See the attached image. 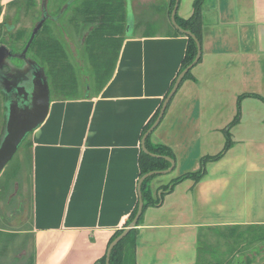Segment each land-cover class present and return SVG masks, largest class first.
<instances>
[{"label": "crops", "instance_id": "0c3cea01", "mask_svg": "<svg viewBox=\"0 0 264 264\" xmlns=\"http://www.w3.org/2000/svg\"><path fill=\"white\" fill-rule=\"evenodd\" d=\"M193 1L178 0L177 16L189 18ZM130 8L137 31L124 36L103 88L52 99L28 137L30 224L7 232L31 235L29 264H92L138 201L143 128L172 87L187 38L174 33L168 0H130ZM151 20L172 28L141 29ZM199 41V62L149 134L174 160L150 180L151 195L223 151L227 134L229 147L200 179H181L143 210L135 263L231 264L235 233L246 230L257 250L237 264H264V0H204ZM15 247L21 258L23 245Z\"/></svg>", "mask_w": 264, "mask_h": 264}, {"label": "trees", "instance_id": "16d2710c", "mask_svg": "<svg viewBox=\"0 0 264 264\" xmlns=\"http://www.w3.org/2000/svg\"><path fill=\"white\" fill-rule=\"evenodd\" d=\"M13 1V0H11ZM28 4H33L35 0H26ZM49 1L48 0V12H49ZM68 0H61L62 4L67 2ZM10 2V1H9ZM204 0H194L193 1V13L187 19H182L177 16L175 13V21L179 27L184 30H188L193 33L198 41L200 40V29H201V7ZM175 0H168V8L167 12L170 15ZM57 7L54 14H50L55 16L59 9ZM1 14V9H0ZM127 15V0H72L71 3L66 8L65 12L58 19V22H53L51 20H46L41 28L35 34L26 55L35 60L40 66L43 67L45 75L47 76L50 96L52 99H73L79 98L75 97L76 89L79 85L78 73L80 71V75L82 74V65L76 64L69 55V52L65 46V44L56 37L52 30L55 27L56 29H61L63 25H61L60 20L66 17L67 24L69 27L75 29L80 36H84L81 47L83 49L84 57L86 62L90 64V74L91 77L87 83L86 79L83 81L85 84V95H90L89 89L91 84L93 83V88H95L94 93H98L105 83L111 77L118 52L121 46V43L124 39V29ZM174 29L175 34L184 35L187 38L184 55L181 61V65L177 75L186 68L195 58L196 55V43L195 41L186 34ZM83 32L85 35H82ZM10 33V32H8ZM30 33L24 39L22 46L18 49L16 45L9 44L7 45L13 53H19L24 45L26 44ZM200 42V41H199ZM200 60V56L196 63ZM195 63V64H196ZM194 64V65H195ZM193 65V66H194ZM191 68L184 74L182 80L190 77ZM177 77V76H176ZM176 79V78H175ZM172 85L174 84V81ZM88 80V79H87ZM181 80V81H182ZM90 85V86H89ZM0 94L2 97V125L0 129V137L4 130L5 124V111L6 107L4 105L5 95L0 88ZM74 95V96H73ZM240 98V97H239ZM238 98V99H239ZM161 107V106H160ZM160 107L156 110V112L151 116V118L147 121L143 128V134L147 131V129L152 125L154 120L156 119ZM239 113L237 111L232 123L238 120ZM141 135V138L143 136ZM30 134L26 136L23 142L18 147L16 153L12 157V159L8 162V166L14 158L16 157L18 152H22V159L19 161H15L16 163L12 167L10 179L15 180V177H19L21 173L22 167H25L28 171V182L29 188L31 190L30 183V171H31V152H30V143L28 141V137ZM226 143L223 148V151L229 147V135L227 134ZM145 147L146 149L153 155L145 153L142 149L139 150L138 155V168H139V176L141 177L143 174L149 171H160L165 170L169 167V162L163 158V156L172 157V153L170 149L162 144H155L150 141L149 135L145 139ZM214 155V156H205L201 160V166L198 170L194 172L185 173L180 175L179 177L173 179L168 184L161 186L160 193L158 196L153 197L151 195L149 182L155 177L157 174L147 177L141 183V196L143 200V210L149 205H158L161 203L162 198L165 193L170 191L175 183L180 181L183 178L189 177L194 181L200 179V177L204 174V163L209 160L218 159L222 152ZM7 168V167H6ZM5 168V169H6ZM3 169L2 173L5 171ZM10 179L6 181L5 186L10 185ZM11 180V181H12ZM15 183V182H14ZM138 201L130 213L128 219L126 220L123 228L132 220L135 215L137 209ZM142 213L136 223L138 225ZM135 226V227H136ZM132 228L127 235L118 242L110 252L109 264H135V234L136 228ZM122 228V229H123ZM122 229L116 230L110 239L107 242L108 244L122 231ZM126 249H125V248ZM127 251V252H126ZM106 252V251H105ZM105 264V253L94 263V264Z\"/></svg>", "mask_w": 264, "mask_h": 264}, {"label": "rangeland", "instance_id": "374dc122", "mask_svg": "<svg viewBox=\"0 0 264 264\" xmlns=\"http://www.w3.org/2000/svg\"><path fill=\"white\" fill-rule=\"evenodd\" d=\"M61 4V0H50L49 13L54 14L57 7H60ZM0 9V45L14 44L19 49L40 16V0H35L33 4H28L26 0H0ZM67 20L68 19L66 17L61 19L60 22L61 25H63L62 28L56 29L54 27L52 32L65 44L71 59L76 64L82 65V74L87 73L86 76L80 75V71L78 73L79 85L76 89L75 97H82L85 93L86 85V82L83 81V76L84 80L86 79L88 83V77H91V67L89 62H86L84 57L83 49L79 41L80 33L72 27H69ZM3 22H5L6 26L10 28L9 30L6 29ZM171 28L172 27L170 26L165 27L159 20H151L141 29H146L149 32H159ZM133 29L137 31L135 28ZM22 64L23 63L19 61V67L22 66ZM93 87L92 83L89 89L90 93H94L95 88ZM1 112L2 97L0 94V129L2 125ZM21 159L22 152L20 151L17 153L16 157L9 166L8 163L6 164L4 167V169L7 167L5 171L0 173V264L3 263L1 260L5 259H9V264L11 261L16 264H27L28 259L30 260V257L32 256L33 240L30 234L25 233L21 235L20 233H17L13 235L7 232L9 229H14L16 231L26 229L30 224V188L27 177L28 171L25 167H22L19 177H15V180L10 179L9 176L14 164ZM9 179L11 184L8 185L7 188L5 184ZM241 233H246V235H242ZM241 233H235V236L239 237V239L236 240V237L233 238L237 242L230 245L231 247L229 250L231 255V264H237V261H244L246 256L245 253L247 251L249 252L248 254H252L257 250L255 244H250L252 239L248 237L249 231L244 230ZM17 244L19 247H22L23 245L21 258L16 256L17 249L15 246ZM237 251H239L238 253H242L241 256L239 258H237L236 255L232 257V255ZM200 252H204V245L201 246ZM99 258L94 260L92 264H94ZM245 260L250 259L246 257ZM128 264H130V262Z\"/></svg>", "mask_w": 264, "mask_h": 264}, {"label": "water", "instance_id": "95a60500", "mask_svg": "<svg viewBox=\"0 0 264 264\" xmlns=\"http://www.w3.org/2000/svg\"><path fill=\"white\" fill-rule=\"evenodd\" d=\"M72 0H68L62 4L59 12L52 16L48 12V0H40V16L35 22L29 38L20 51L18 55L11 54V50L5 45H0V69L3 65L9 64L7 57L17 56L22 59L23 64L20 67H11L14 74H9L7 77L3 78V82L0 83V88L6 95L4 105L6 107L5 111V124L4 130L0 137V173L6 166V164L12 159L16 153L18 147L23 142L28 134L39 127L45 120L49 105L51 102L50 89L45 75L44 69L35 60L27 56V50L37 33L46 20H51L53 22H58V19L65 12L68 5ZM178 0H175L173 9L170 14V21L175 29L190 36L196 43V55L194 60L184 68L176 77L174 84L165 96L159 113L152 123V125L147 129L141 138V149L148 154H151L145 147L146 137L153 131V129L158 125L161 120L165 108L171 99L172 95L178 88L184 74L193 67L197 62L200 52L201 45L196 36L188 30H184L178 26L175 21V13L177 9ZM133 16L130 8V0H127V15L124 29V36L129 35L133 32ZM7 30L10 28L7 27ZM2 85V86H1ZM153 155V154H151ZM169 162V167L165 170L160 171H149L143 174L138 180V204L134 217L132 220L122 229V231L108 244L105 252V264H109L110 252L112 248L120 242L127 233L136 226V223L142 213L143 200L141 196V183L144 179L154 174L164 173L170 171L174 166V160L169 156H163ZM98 264V263H97Z\"/></svg>", "mask_w": 264, "mask_h": 264}, {"label": "flooded vegetation", "instance_id": "af4514ba", "mask_svg": "<svg viewBox=\"0 0 264 264\" xmlns=\"http://www.w3.org/2000/svg\"><path fill=\"white\" fill-rule=\"evenodd\" d=\"M3 24L6 26V23L5 22H3ZM6 28H7V26H6ZM82 35H85V33L83 32V34ZM83 38H84V36H80V38H79V41H80V44L82 43V40H83ZM8 49H10L7 45H5ZM20 53V52H19ZM19 53H13L12 51H11V54H13V55H18ZM7 60H8V62H9V64H5V65H3L2 67H1V69H0V83H2L3 82V78L4 77H7L9 74H14L13 73V71H12V66L13 67H19V65H18V63H19V61L21 62V63H23V61H22V59H20V58H18L17 56H9V57H7ZM8 78V77H7ZM2 86V85H1ZM5 95V94H4ZM5 98H6V95H5ZM17 211H19V210H17ZM27 264H29V263H27Z\"/></svg>", "mask_w": 264, "mask_h": 264}]
</instances>
